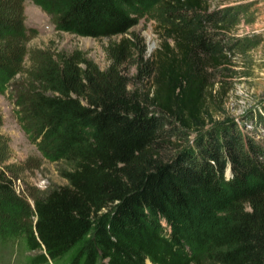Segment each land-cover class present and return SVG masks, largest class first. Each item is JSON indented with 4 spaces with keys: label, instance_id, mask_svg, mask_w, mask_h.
Segmentation results:
<instances>
[{
    "label": "trees",
    "instance_id": "1",
    "mask_svg": "<svg viewBox=\"0 0 264 264\" xmlns=\"http://www.w3.org/2000/svg\"><path fill=\"white\" fill-rule=\"evenodd\" d=\"M30 1L56 31L106 39L107 65L45 47L22 68L32 35L0 1V93L41 154L64 165V183L30 208L12 196L0 136V241L20 240L33 253L25 264H264V96L238 119L223 111L249 75L230 58L264 39L230 34L252 23L249 4ZM145 10L158 42L149 56L135 31ZM193 213L208 230L171 235Z\"/></svg>",
    "mask_w": 264,
    "mask_h": 264
},
{
    "label": "rangeland",
    "instance_id": "2",
    "mask_svg": "<svg viewBox=\"0 0 264 264\" xmlns=\"http://www.w3.org/2000/svg\"><path fill=\"white\" fill-rule=\"evenodd\" d=\"M215 3L222 4L220 0H216ZM2 4L12 5L13 11L20 16L23 31L32 35L30 39H26L24 48L21 51L23 60L20 65L22 68L30 65V56L33 58L38 54L36 51L43 52L45 47L52 48L55 51L80 50L100 69L107 65L103 53L106 39L95 40L56 31L53 26L54 17L41 11L30 0H4ZM224 4H249L248 14L252 18L251 24L241 23L230 34L237 36L260 34L264 38V0H225ZM134 16L137 23L135 31L143 39L147 56H149L156 49L158 43L153 32V21L146 10L142 13L136 11ZM117 39V37L110 38V40ZM230 59L234 63L233 66L237 72H242L245 69L249 70L248 76L239 77L236 79L237 81H233L232 89L225 95L224 114L238 119L245 111L255 107L264 96V39L256 48L243 54H234ZM23 72L25 71L21 70L19 76H23ZM8 93V90L0 93V136L5 140L4 145H2L5 148L4 164L12 175H15L11 183L12 196L26 201V204L31 208V198L35 194L64 183L58 173V170L62 169L64 165L61 164L62 162H51L45 155L41 154L39 143L38 141L35 142L38 136L28 138L23 133L14 114L13 104ZM42 133L43 131H40L39 135H42ZM45 135V133L42 135L43 139ZM45 141L42 140L40 146ZM4 176L10 178L11 175L7 171ZM1 196L3 202L8 201L5 194ZM191 218L192 224L182 222V228L171 226V235H173V230L177 232L191 231V233L192 230L197 231V233L208 230L210 221L206 215L193 213ZM194 218L199 219V221L194 220ZM182 239L183 241L186 240L184 237ZM183 250L188 257L190 245L189 249L183 248ZM191 252L193 253L192 249ZM30 255H33V253L24 250L20 240L0 241V264H25ZM145 264L150 263L145 261Z\"/></svg>",
    "mask_w": 264,
    "mask_h": 264
}]
</instances>
